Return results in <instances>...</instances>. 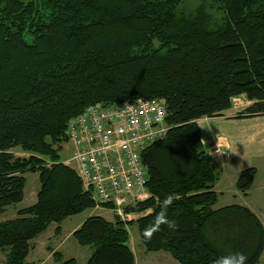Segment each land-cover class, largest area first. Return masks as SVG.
<instances>
[{
	"label": "trees",
	"instance_id": "1",
	"mask_svg": "<svg viewBox=\"0 0 264 264\" xmlns=\"http://www.w3.org/2000/svg\"><path fill=\"white\" fill-rule=\"evenodd\" d=\"M185 2L0 0V214L24 199L27 172L41 182L35 203L0 222L3 264H30L35 239L52 223L58 235L67 217L98 207L60 159L70 119L97 102L139 98L167 107L169 131L143 153L149 197L126 206L131 219L86 218L72 234L92 248L86 264H136L127 228L135 223L147 251H168L180 264H212L230 252L260 262L258 215L240 204L215 208L220 171L198 120L224 115L242 95L251 103L237 117L264 114V0H203L191 11ZM17 147L29 155L17 156ZM257 170H241V192ZM172 193L176 230L164 226L146 241L143 230ZM52 251L58 264H77Z\"/></svg>",
	"mask_w": 264,
	"mask_h": 264
},
{
	"label": "built area",
	"instance_id": "2",
	"mask_svg": "<svg viewBox=\"0 0 264 264\" xmlns=\"http://www.w3.org/2000/svg\"><path fill=\"white\" fill-rule=\"evenodd\" d=\"M166 108L155 98L97 102L69 121L68 141L74 150L65 163L76 169L98 206L110 205L124 220L134 217L126 206L149 197L143 153L169 131Z\"/></svg>",
	"mask_w": 264,
	"mask_h": 264
},
{
	"label": "crops",
	"instance_id": "3",
	"mask_svg": "<svg viewBox=\"0 0 264 264\" xmlns=\"http://www.w3.org/2000/svg\"><path fill=\"white\" fill-rule=\"evenodd\" d=\"M250 103L251 101L243 95L235 97L232 108L225 111L224 115L203 117L198 123L204 147L212 155V162L220 171V180L215 186L219 193L215 208L240 204L258 215L264 225V114L237 117L241 109ZM247 167H255L258 170L254 183L247 193H243L237 188V180L241 170ZM87 217L70 233L73 234ZM50 251L47 257L52 259L53 251ZM41 252L36 244L29 254L32 264H42ZM63 253L68 257L67 253Z\"/></svg>",
	"mask_w": 264,
	"mask_h": 264
},
{
	"label": "rangeland",
	"instance_id": "4",
	"mask_svg": "<svg viewBox=\"0 0 264 264\" xmlns=\"http://www.w3.org/2000/svg\"><path fill=\"white\" fill-rule=\"evenodd\" d=\"M201 2H203V0H186V2L184 3V9L186 11H191L195 7L199 6ZM20 148L21 147H17L13 149V152L17 156L29 155L26 152H22ZM73 150V146L69 141L63 144V150H61L60 152V159L62 160V162L68 161V159L70 160L73 154ZM25 177L26 183L24 188V199L20 203L7 206L6 210L0 214V222L9 218L17 217L16 215L18 209L31 206L36 202L38 195L37 193L40 189L41 183L39 179V173L27 172L25 174ZM262 211L264 214V210ZM90 214L102 215L108 220H114L115 216L117 215L115 214L113 208L104 206H98L93 209H88L87 211H84L78 215L67 217V219H65L60 224L62 230L58 235L55 234V229L59 224L52 223L47 230H45L35 239V245L37 244L39 250L42 251L40 253V257L41 259H43L42 264L55 263L53 258L51 259L47 257L48 251L51 252L50 249H48L49 246L52 247V249L61 250V252L67 253L66 256L68 257H75L77 264L87 263V260L90 256L89 253L92 252V248L90 246L80 245L79 242H77V239L70 233V231H73L72 229H74L81 220H84V218L89 216ZM127 228L130 232L129 244H131L130 246L137 256L136 264H180L179 261L175 259V257H173L168 251H147L145 248V244H143L141 241L139 235L140 233L136 223L134 225H129ZM28 260L31 263V255L28 257ZM3 262H5V253L0 251V264H3ZM257 264H264V251L261 255L260 262H258Z\"/></svg>",
	"mask_w": 264,
	"mask_h": 264
},
{
	"label": "clouds",
	"instance_id": "5",
	"mask_svg": "<svg viewBox=\"0 0 264 264\" xmlns=\"http://www.w3.org/2000/svg\"><path fill=\"white\" fill-rule=\"evenodd\" d=\"M203 127V126H201ZM178 199L175 193L168 194L159 203V212L154 216L152 223L143 230V238L146 241H150L155 233L162 230L166 226L169 230H176L177 221L170 219L168 215V209L173 202ZM248 257L242 252H230L228 254L220 255L216 257L212 264H246Z\"/></svg>",
	"mask_w": 264,
	"mask_h": 264
}]
</instances>
